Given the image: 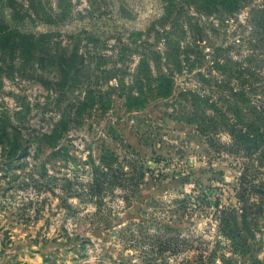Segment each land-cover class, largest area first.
<instances>
[{
	"label": "rangeland",
	"instance_id": "374dc122",
	"mask_svg": "<svg viewBox=\"0 0 264 264\" xmlns=\"http://www.w3.org/2000/svg\"><path fill=\"white\" fill-rule=\"evenodd\" d=\"M248 9L237 25L202 0H0V264H264V205L244 232L226 219L245 160L222 127L212 139L187 122L195 91L225 104L200 79H221L216 49L256 56ZM41 34L47 54L84 63L77 78L48 61L19 73L16 36ZM102 159L126 174L98 200Z\"/></svg>",
	"mask_w": 264,
	"mask_h": 264
},
{
	"label": "trees",
	"instance_id": "16d2710c",
	"mask_svg": "<svg viewBox=\"0 0 264 264\" xmlns=\"http://www.w3.org/2000/svg\"><path fill=\"white\" fill-rule=\"evenodd\" d=\"M202 1L205 3L207 13L215 12L225 17H233L237 25L239 20L236 16L241 10L249 8L246 27L250 29V38L247 40V44L253 52H256V56H246L242 60L245 63L243 66L242 62H233L232 58L229 57L231 47L225 51H222L221 48L216 49L215 59L218 62L214 68L219 71L222 76L221 79L215 81L213 85L211 80H206L203 76L200 79L208 86L220 90L222 92L220 96L224 97L230 91L229 97L219 98L225 102L222 107L224 111L219 109V100L212 102L209 97H202L199 92L195 91L192 93V98L195 100L191 108L192 117L187 121L188 123L197 122L198 132L212 139L216 138L220 132L219 128L222 127V131H227L231 138L230 152L242 156L245 160L242 164L239 191L236 194L238 202L242 206L239 214L235 211L226 213L229 216L226 219L231 223L232 228L237 232H244L248 223L255 222L257 219L255 217L258 212H255L254 209H261V206L264 205V78L258 77L255 73L256 70H251V65L259 63L257 58L261 55V51H264V0H260L257 4L252 2L253 0ZM1 38L5 37L0 34V40ZM49 38L50 36L47 34L16 36V39L20 40L21 43L23 42L22 48L18 49L17 54L19 67L23 68L22 72L19 73H23L26 67L32 63L44 64L45 61H48L49 66L53 67L64 81L77 78L80 73V66L84 67V63L80 64V62L73 60L75 56L72 54L70 58L66 49L57 51L58 54L51 52L47 54L46 42ZM240 42L243 43L244 40H240ZM165 57L168 59V55ZM220 58L223 59L220 60ZM0 60L5 62L4 58L0 57ZM260 67L258 65L259 69ZM161 77L158 90L161 89L159 93L164 97L170 91V82L166 80V77ZM232 80L237 81L235 86H231ZM161 83L165 86H161ZM260 96L263 97V101L257 99ZM199 100L209 111L211 110L212 115H208L203 109H199L198 104H196ZM4 135L6 139L10 137L7 127L4 129ZM7 147V153L10 155L15 154L18 150L14 145H7ZM93 167L92 179L89 184L90 196L102 200L105 195L112 193V189H103L104 183L109 182L114 187L119 186L120 176L126 173L122 172V169L120 170L121 165L117 159H102L99 166ZM259 212L261 214L262 210ZM221 223H225L224 218H221Z\"/></svg>",
	"mask_w": 264,
	"mask_h": 264
}]
</instances>
